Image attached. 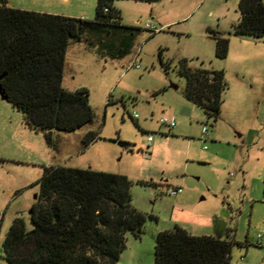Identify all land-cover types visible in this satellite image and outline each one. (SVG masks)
Here are the masks:
<instances>
[{
    "label": "rangeland",
    "instance_id": "1",
    "mask_svg": "<svg viewBox=\"0 0 264 264\" xmlns=\"http://www.w3.org/2000/svg\"><path fill=\"white\" fill-rule=\"evenodd\" d=\"M47 1L8 0V5L25 9ZM238 1L115 0L122 23L139 28L132 48L110 58L85 40H70L64 86L88 89L94 118L75 131L52 130L51 143L0 97V251L14 217L31 228L29 210L44 167L62 165L132 181L131 203L146 220L139 238L125 234L118 264H152L157 233L175 226L246 242L232 246L229 264H264V232L258 238L264 228V40L234 33ZM55 3L85 10L87 19L95 16V0ZM147 21L158 31L145 29ZM209 30L229 38L225 59L215 56ZM233 37L249 41L242 59H236ZM181 58L192 68L224 71L228 86L216 120L184 97ZM162 117H174L175 127L160 124ZM89 130L100 137L85 146ZM168 187L182 192L168 194ZM0 264L7 262L1 257Z\"/></svg>",
    "mask_w": 264,
    "mask_h": 264
},
{
    "label": "trees",
    "instance_id": "2",
    "mask_svg": "<svg viewBox=\"0 0 264 264\" xmlns=\"http://www.w3.org/2000/svg\"><path fill=\"white\" fill-rule=\"evenodd\" d=\"M114 1L95 0V16L87 19L16 8L0 0L1 89L21 112L24 125L43 133L49 143L52 130L75 131L94 118L88 89L70 91L62 85L70 40H85L110 58H121L132 48L139 28L122 23ZM238 10L234 33L264 40V0H239ZM209 32L215 56L225 59L229 38ZM178 73L186 79L184 97L216 120L228 86L224 71L192 68L181 58ZM99 137L89 130L82 141L87 146ZM131 185L126 175L90 167H44L29 213L31 228L14 217L1 257L7 264H118L125 234L139 238L146 220L131 203ZM235 244L247 246L234 237L194 235L175 226L157 233L153 264H229Z\"/></svg>",
    "mask_w": 264,
    "mask_h": 264
},
{
    "label": "crops",
    "instance_id": "3",
    "mask_svg": "<svg viewBox=\"0 0 264 264\" xmlns=\"http://www.w3.org/2000/svg\"><path fill=\"white\" fill-rule=\"evenodd\" d=\"M16 7H19V6H16ZM20 8H23V7L20 6ZM25 9H32V10L39 11V12L62 14V15L72 16V17H82V18L86 17L85 10H81V9L73 8V7L59 6L55 3V0H48L47 2L37 3V4H34L33 6H31V8H25ZM233 38H234L233 39L234 40L233 41L234 42L233 48H234V53H235L236 59H237V57H239V59H242V58H244V56H246V49L249 48V46H248L249 41H248V39H244V38H240V37L239 38L233 37ZM228 54H229V50H228ZM64 68H65V66H64ZM73 78L74 77H72V79ZM64 80H65V72H64L63 80H62L63 87L67 90H70V91H72L73 89H77V87H79L78 84H74V86H72V88L66 87V86H64ZM0 222H1V220H0ZM215 226L218 227L219 225H217V223H215ZM185 230H187V229H185ZM187 231L191 234L199 235L198 233H196L194 231H190V230H187ZM202 235H208V234H202ZM262 236H263V234H262Z\"/></svg>",
    "mask_w": 264,
    "mask_h": 264
},
{
    "label": "built area",
    "instance_id": "4",
    "mask_svg": "<svg viewBox=\"0 0 264 264\" xmlns=\"http://www.w3.org/2000/svg\"><path fill=\"white\" fill-rule=\"evenodd\" d=\"M144 28L147 29V30L153 31V32L158 31V28L154 24H151L150 21L145 22ZM135 67L139 68V65L136 64ZM132 117L134 119H136V117H137L136 113H134L132 115ZM159 123L162 124V125L167 126L169 129L175 127V125H176L174 117H170V118L162 117V118L159 119ZM207 134H208V128L206 126H203L202 127V136L205 138V136ZM151 140H152V138H151V136H149L148 137V141L150 142ZM263 177H264V172H263ZM166 192L168 194H174L175 195V194H178V193L182 192V188L181 187H168ZM263 232H264V228H263V231L258 234V238L259 239H261ZM1 256H2V251H0V258H1Z\"/></svg>",
    "mask_w": 264,
    "mask_h": 264
},
{
    "label": "water",
    "instance_id": "5",
    "mask_svg": "<svg viewBox=\"0 0 264 264\" xmlns=\"http://www.w3.org/2000/svg\"><path fill=\"white\" fill-rule=\"evenodd\" d=\"M0 79H1V76H0ZM171 87H173V88H177V86L174 85V84H171ZM0 97H1L2 99L6 100V96L4 95V93H3L2 89H1V85H0ZM35 197H36V196H35ZM29 213H30V210H29Z\"/></svg>",
    "mask_w": 264,
    "mask_h": 264
}]
</instances>
